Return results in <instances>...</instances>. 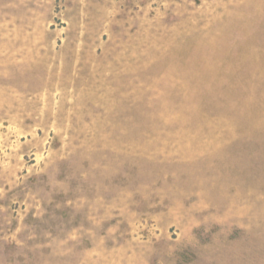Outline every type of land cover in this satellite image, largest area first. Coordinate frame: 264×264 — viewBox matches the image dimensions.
I'll return each instance as SVG.
<instances>
[{
	"label": "rangeland",
	"instance_id": "374dc122",
	"mask_svg": "<svg viewBox=\"0 0 264 264\" xmlns=\"http://www.w3.org/2000/svg\"><path fill=\"white\" fill-rule=\"evenodd\" d=\"M0 264H264V0H0Z\"/></svg>",
	"mask_w": 264,
	"mask_h": 264
}]
</instances>
